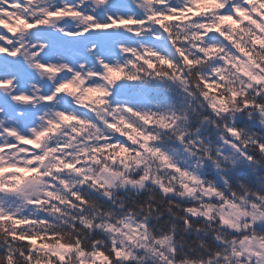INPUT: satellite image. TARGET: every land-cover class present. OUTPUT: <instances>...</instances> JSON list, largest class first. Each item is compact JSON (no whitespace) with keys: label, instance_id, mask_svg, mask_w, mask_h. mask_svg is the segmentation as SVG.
Listing matches in <instances>:
<instances>
[{"label":"snow or ice","instance_id":"obj_1","mask_svg":"<svg viewBox=\"0 0 264 264\" xmlns=\"http://www.w3.org/2000/svg\"><path fill=\"white\" fill-rule=\"evenodd\" d=\"M167 82L224 121L264 117V0H0V264L131 259L145 226L102 219L88 192L146 182L234 233L224 264H264V200H226L155 143L180 122L152 110Z\"/></svg>","mask_w":264,"mask_h":264},{"label":"trees","instance_id":"obj_2","mask_svg":"<svg viewBox=\"0 0 264 264\" xmlns=\"http://www.w3.org/2000/svg\"><path fill=\"white\" fill-rule=\"evenodd\" d=\"M161 84L165 85V82L161 81ZM161 94L167 102L153 101L152 110L180 117V122L175 130H158L159 139L155 143L163 144L167 149L165 152L184 160L188 158L182 152L190 154L192 161L189 164L195 163L203 169V175L225 198L242 199L246 204L264 200V155L256 151V145L264 143V126L259 125H264L262 117L256 113H236L228 121L216 118L199 100L188 97L171 82L161 88ZM225 123L240 129L243 137L240 142L247 145L248 154L254 157L250 163L244 154L225 149V145L236 149L225 142ZM215 167L219 168V177L214 172ZM132 179H137L135 173ZM175 195H164L154 182L146 183L141 190L116 188L112 190L111 200L99 192H88L102 219L110 218L111 222L130 219L144 225L146 246L161 249L173 263L223 264L224 256L233 246L234 233L222 230L207 219H192L185 209L197 202ZM93 214H97L96 211ZM185 219L191 220L190 227L184 225ZM130 257L121 259L120 264H161L149 250H143L140 259Z\"/></svg>","mask_w":264,"mask_h":264},{"label":"rangeland","instance_id":"obj_3","mask_svg":"<svg viewBox=\"0 0 264 264\" xmlns=\"http://www.w3.org/2000/svg\"><path fill=\"white\" fill-rule=\"evenodd\" d=\"M262 119L264 120V117H262ZM259 125H261V126H264V125H262V124H259ZM225 149H229L230 151H232L233 153H236V149L235 148H230V146H228V145H225ZM223 152H221V154H222ZM165 155H167L168 157H169V160H170V162L173 164V165H175L176 166V170H177V172H178V170L180 169V168H183L186 172H188L190 175H194L195 177H196V179L198 180V181H200L202 184H203V186L204 187H206V188H211V189H213L215 192L217 191L216 190V188H213L212 186H209V185H207L206 183H204V181H203V179H201V175H203V173H202V171H203V169H201L200 167H198L195 163H193V164H189V161H192V159H191V155L190 154H188L187 152H182V154L184 155V156H186L188 159L187 160H184L183 158H180V157H178V156H175V154H169V153H167V152H165L164 153ZM214 169V172L216 173V175H217V177H219V174H218V171H219V168H213ZM147 183V182H146ZM146 183H144L143 184V186H140L139 184H137V183H132V184H126V185H124L123 187H117V188H120V189H132V190H141L143 187H144V185L146 184ZM114 189H116V188H114ZM113 189V190H114ZM169 196L170 195H173V196H176L175 195V193L173 192V193H170V194H168ZM183 199H188L189 201H194L192 198H190V197H188V196H181ZM106 198V197H105ZM204 198H203V196L201 197V200H203ZM226 199V198H225ZM219 200V197H217L216 198V201H213V198L212 197H208L207 198V201L208 202H210L211 203V206L213 207V211L215 212V210H216V202ZM226 200H228V199H226ZM246 204V203H245ZM210 215H211V213H210ZM127 222L130 224V225H132V226H134V227H136V228H138L139 226L136 224V223H134L132 220H130V219H127ZM137 235H138V233H137ZM163 246V244H161V247ZM125 247H126V249H127V252H128V255L129 256H132V254H131V251L129 250V245H125ZM163 248V247H162ZM124 259H127V258H124Z\"/></svg>","mask_w":264,"mask_h":264}]
</instances>
